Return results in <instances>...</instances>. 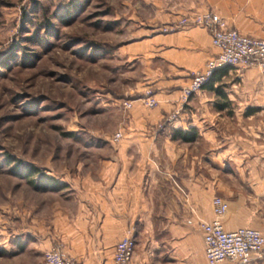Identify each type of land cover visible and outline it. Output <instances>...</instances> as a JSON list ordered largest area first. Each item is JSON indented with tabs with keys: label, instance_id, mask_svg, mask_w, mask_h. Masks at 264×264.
<instances>
[{
	"label": "crops",
	"instance_id": "0c3cea01",
	"mask_svg": "<svg viewBox=\"0 0 264 264\" xmlns=\"http://www.w3.org/2000/svg\"><path fill=\"white\" fill-rule=\"evenodd\" d=\"M139 1L143 4L135 29L140 33L119 49L142 63V78L158 103L147 108L132 99L115 150L69 175L68 207L31 218L26 227L4 236L2 264H39L42 251L59 242L60 251L79 264H113L115 241L129 227L133 264H207L198 222L212 217L213 195L227 203L220 218L223 228L254 227L264 238V71L227 66L219 75L218 83L233 71L243 81L242 86H223L235 114H198L205 101L190 96L173 120L154 127L177 105L189 71L216 52L203 26L166 32L158 27L181 14L210 9L227 27L261 37L264 0ZM206 91L212 90L200 88L194 94L205 97ZM191 125L197 128L191 141L170 135L171 128ZM214 264H264V243L246 262L225 258Z\"/></svg>",
	"mask_w": 264,
	"mask_h": 264
},
{
	"label": "rangeland",
	"instance_id": "374dc122",
	"mask_svg": "<svg viewBox=\"0 0 264 264\" xmlns=\"http://www.w3.org/2000/svg\"><path fill=\"white\" fill-rule=\"evenodd\" d=\"M135 1L0 0V242L31 218L68 207L69 175L112 153L124 136L128 108L120 102H141L149 87L142 63L119 49L140 33L143 3ZM222 80L214 84L223 93V86L243 85L234 71ZM205 93L190 95L205 101L198 114H235L226 95ZM115 130L122 132L116 140ZM29 164L63 185L35 187L18 173ZM5 255L0 243V264Z\"/></svg>",
	"mask_w": 264,
	"mask_h": 264
},
{
	"label": "built area",
	"instance_id": "2783aa9c",
	"mask_svg": "<svg viewBox=\"0 0 264 264\" xmlns=\"http://www.w3.org/2000/svg\"><path fill=\"white\" fill-rule=\"evenodd\" d=\"M188 24L205 27L210 36V44L216 52L206 58L201 67L189 71L187 83L179 88L177 105L165 115L164 119L155 123L154 127L157 128L162 127L165 121L173 120L190 95L199 90L218 67L227 65L241 70L253 66L264 71V36L243 34L233 27H227L225 21L210 9L187 12L180 15L172 24H163L158 28L166 32L173 30L174 27ZM140 99L147 107H154L158 103L150 87L144 90ZM120 103L124 108H128L132 105V100L125 98ZM121 135L122 132L115 130L112 138L116 140ZM210 205L212 217L198 222L203 240V255L207 264H214L225 258L235 259L239 263L246 262L251 254L260 252L264 238L257 228L239 226L235 229H225L221 225L220 218L224 214L226 200L221 196L213 195ZM61 245L59 242L44 249L39 264H79L74 256L65 255L60 251ZM133 247L134 237L129 227L115 241L112 263L133 264L131 260Z\"/></svg>",
	"mask_w": 264,
	"mask_h": 264
},
{
	"label": "trees",
	"instance_id": "16d2710c",
	"mask_svg": "<svg viewBox=\"0 0 264 264\" xmlns=\"http://www.w3.org/2000/svg\"><path fill=\"white\" fill-rule=\"evenodd\" d=\"M227 68V65L220 66L218 69H215L212 74L209 76L208 80L204 82V84L201 86V88H207L212 90L213 92L217 94H221L223 97L226 95L222 91L219 90V87L217 85H213L216 81H218L219 75L225 71ZM225 102V101H224ZM225 103L217 104V108L223 107ZM197 134V128L195 126L187 127L186 129H182L181 127L177 128H171L170 129V135L172 137H178L181 138L184 141H191L195 135ZM6 161L10 163L14 159L13 155H6L5 156ZM21 172L24 176H26V179L28 182H30L32 185H34L37 188L45 189L48 186L50 188H59L63 185V183L54 181L53 178H51L49 175L44 173L40 168H38L35 165H27L23 168V170H18V173Z\"/></svg>",
	"mask_w": 264,
	"mask_h": 264
}]
</instances>
